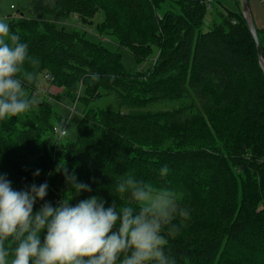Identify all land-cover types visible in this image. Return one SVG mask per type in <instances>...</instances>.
Segmentation results:
<instances>
[{
  "label": "trees",
  "instance_id": "16d2710c",
  "mask_svg": "<svg viewBox=\"0 0 264 264\" xmlns=\"http://www.w3.org/2000/svg\"><path fill=\"white\" fill-rule=\"evenodd\" d=\"M212 5L29 0L8 17L35 61L26 62L33 78L23 82L33 103L27 113L0 121V174L15 190L47 184L34 211L44 202L55 207L63 195L73 196L72 205L97 196L107 207L127 173L178 195L187 217L164 226L176 264H264V74L239 10ZM99 11L97 33L118 48L137 59L158 49L149 70L128 72L117 50L44 18L76 14L89 23ZM257 32L264 58V29ZM40 76L79 103L75 141L56 131L63 127L49 89L38 88ZM102 96H112L115 107L96 105ZM165 166L169 173L160 178ZM69 173L91 191L68 190Z\"/></svg>",
  "mask_w": 264,
  "mask_h": 264
},
{
  "label": "clouds",
  "instance_id": "9594fccd",
  "mask_svg": "<svg viewBox=\"0 0 264 264\" xmlns=\"http://www.w3.org/2000/svg\"><path fill=\"white\" fill-rule=\"evenodd\" d=\"M26 62L35 63L28 44L0 18V121L25 114L32 106L23 89V82L33 78ZM168 173L165 166L158 175ZM66 180L75 194L91 191L70 173ZM47 187L32 184L15 190L0 174V264H176L163 228L178 216L186 218L187 212L180 211L173 192L125 173L107 207L97 196L72 205L73 196L63 195L55 207L44 202L34 211Z\"/></svg>",
  "mask_w": 264,
  "mask_h": 264
},
{
  "label": "rangeland",
  "instance_id": "374dc122",
  "mask_svg": "<svg viewBox=\"0 0 264 264\" xmlns=\"http://www.w3.org/2000/svg\"><path fill=\"white\" fill-rule=\"evenodd\" d=\"M215 1L210 3L213 4L212 6L219 8L220 6L226 8L229 11H236L235 6L233 7L232 0H213ZM29 3V0H0V18H4L6 21L8 20L9 16L14 17L18 10L25 8ZM221 12L225 13L223 8H221ZM239 10V9H238ZM237 10V11H238ZM210 13L211 9L209 7L204 14V24L205 27L211 24L210 22ZM44 18L54 22L57 28H63L67 32H84L87 36L92 38L93 40L100 42L108 50H117L121 55V63L124 69L128 72L140 71L145 72L151 68L152 62L155 60L158 49L155 46H152L150 49V53L145 58L137 59L131 53H129L125 48H118L115 42L107 35H100L97 33L96 25L102 20L103 13L99 11L95 17L91 20V22L86 23L81 20L76 14H68V15H56V16H48L44 15ZM134 78L138 81L141 76L134 75ZM42 76L39 77L38 80V88L43 91V89H49L52 87V90H49L51 96V105L52 109L57 115L60 117L59 125L63 127L65 130V136L63 140L66 142H73L76 139L77 135V124L81 118V108L79 103H73L69 100L67 95L65 94L62 88L54 86V85H45L43 84ZM48 87V88H47ZM24 89V88H23ZM60 90V92L58 91ZM25 96H29V92L24 89ZM59 93V94H58ZM57 95V96H55ZM33 100L41 99L40 96L35 95L32 96ZM96 105L102 107H109L114 108V99L112 96H102L95 102ZM175 148H179L180 144H176ZM155 167V166H154ZM172 191V190H170ZM174 193V191H172ZM178 197L177 194H174ZM164 235H170V232L167 231L166 228H163Z\"/></svg>",
  "mask_w": 264,
  "mask_h": 264
},
{
  "label": "water",
  "instance_id": "95a60500",
  "mask_svg": "<svg viewBox=\"0 0 264 264\" xmlns=\"http://www.w3.org/2000/svg\"><path fill=\"white\" fill-rule=\"evenodd\" d=\"M239 2V12L242 17V20L247 28L248 33L250 34L254 47L256 50V57H257V62L261 69L263 70L264 74V58L262 55V47H261V42L259 39V35L257 32V27L254 22L250 6H249V1L248 0H238Z\"/></svg>",
  "mask_w": 264,
  "mask_h": 264
},
{
  "label": "crops",
  "instance_id": "0c3cea01",
  "mask_svg": "<svg viewBox=\"0 0 264 264\" xmlns=\"http://www.w3.org/2000/svg\"><path fill=\"white\" fill-rule=\"evenodd\" d=\"M250 10L254 19V22L256 24L257 29L262 30L264 29V8H262L260 4V0H248ZM212 2L215 3V1L212 0ZM233 7L235 6L236 11L239 9V2L238 0H232ZM220 9L223 8L224 10H227L226 8L220 6ZM208 27V26H207ZM49 90H52V87H49ZM60 92V90L58 89Z\"/></svg>",
  "mask_w": 264,
  "mask_h": 264
},
{
  "label": "built area",
  "instance_id": "2783aa9c",
  "mask_svg": "<svg viewBox=\"0 0 264 264\" xmlns=\"http://www.w3.org/2000/svg\"><path fill=\"white\" fill-rule=\"evenodd\" d=\"M204 2L207 4V5H210V3H212V0H204ZM260 4L262 6V8H264V0H260ZM58 132V134L60 136L64 135L65 134V131H64V128L60 129V130H56Z\"/></svg>",
  "mask_w": 264,
  "mask_h": 264
}]
</instances>
